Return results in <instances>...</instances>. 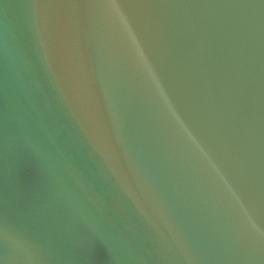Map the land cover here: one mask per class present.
Listing matches in <instances>:
<instances>
[{"label":"water","instance_id":"1","mask_svg":"<svg viewBox=\"0 0 264 264\" xmlns=\"http://www.w3.org/2000/svg\"><path fill=\"white\" fill-rule=\"evenodd\" d=\"M0 264H264V0H0Z\"/></svg>","mask_w":264,"mask_h":264}]
</instances>
